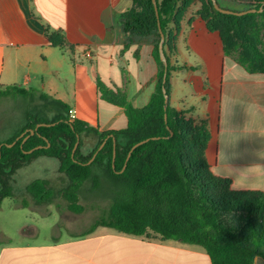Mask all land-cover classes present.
Listing matches in <instances>:
<instances>
[{"label": "crops", "instance_id": "crops-1", "mask_svg": "<svg viewBox=\"0 0 264 264\" xmlns=\"http://www.w3.org/2000/svg\"><path fill=\"white\" fill-rule=\"evenodd\" d=\"M132 6V0H0V90L15 86L44 103L57 99L100 132L126 129L125 107L105 100L98 80L139 109L156 90L154 38L128 44L123 30L122 16ZM201 8L202 0H194L178 27H170L171 46L164 50L173 66L187 67L171 75L170 106L206 125L205 157L214 176L230 180L234 191L263 193L264 73L251 74L225 55L220 34L209 31ZM51 35L64 36L66 44L54 47ZM63 77L67 83L74 79L72 96L57 93ZM84 77L96 92L93 117L82 111L89 104ZM22 228L15 236L32 240L15 243L0 229V264H213L203 247L153 234L97 229L87 237L41 243L34 240L36 229ZM254 264L264 259L256 257Z\"/></svg>", "mask_w": 264, "mask_h": 264}, {"label": "trees", "instance_id": "trees-1", "mask_svg": "<svg viewBox=\"0 0 264 264\" xmlns=\"http://www.w3.org/2000/svg\"><path fill=\"white\" fill-rule=\"evenodd\" d=\"M227 1L243 7L232 10L235 12L258 11L244 16L226 15L218 12L211 0H202L201 17L209 31L220 34L227 57L251 74L264 73V0ZM132 2L122 16L127 42L153 37V54L159 64L158 83L149 104L135 108L127 102L125 93L115 95L98 80L103 98L125 107L126 129L100 132L78 120L70 122L69 109L59 102L63 112L45 121L54 125L40 127L25 142V137L11 140L7 144L16 141L12 147L0 142V209L4 199L14 197L11 183L19 170L40 157L54 158L59 162V171L68 178L62 197L73 213L84 209L79 204L83 185L91 182L95 188L99 186L98 172L113 185L110 208L80 237L91 235L99 227L136 237L153 234L164 241L203 247L213 264H254L256 257L264 259V192H237L230 180L214 176L205 157L210 139L206 125L187 118L170 103L165 109L163 89L169 95L172 73L187 67L173 66L166 50L168 67H164L158 23L166 37L164 47H170L171 25L178 27L180 16L194 0H157L159 17L153 0ZM217 2L221 8L231 10ZM47 37L54 47L66 44L62 35ZM27 94L24 89L10 86L0 90V99ZM27 128L35 130V122H28ZM84 136L96 140L87 155L82 154ZM78 137L79 146L73 155ZM145 140L149 141L135 149L127 161L131 149ZM39 146L47 148L25 153ZM27 191L40 204L49 203L55 194L43 179L33 181Z\"/></svg>", "mask_w": 264, "mask_h": 264}, {"label": "rangeland", "instance_id": "rangeland-1", "mask_svg": "<svg viewBox=\"0 0 264 264\" xmlns=\"http://www.w3.org/2000/svg\"><path fill=\"white\" fill-rule=\"evenodd\" d=\"M222 7H228L232 10H240L243 7L228 5V2L219 0ZM58 84L57 93L62 97L73 95L74 79ZM72 79V80H71ZM82 79V78H81ZM88 92L85 94L89 104L84 111L88 117H93L96 108V99L91 79L84 77L82 79ZM90 85V86H89ZM72 87V88H71ZM99 97L101 95L97 92ZM79 98L83 93L78 94ZM46 102L39 101L36 94H27L25 96L15 95L12 97L0 99V142L5 145L13 139H19L28 130V122L36 124H46L45 121L53 119L63 108L60 101ZM99 112L100 109H99ZM15 141V142H16ZM96 140L92 136H84L82 139V154L87 155L94 148ZM100 184L97 188L91 182L83 185L79 194V204L83 206L81 213H73L68 209L67 202L62 197V190L68 186V178L59 171V162L57 159L49 157H40L32 163L26 165L14 176L12 189L14 197L4 199L0 210V229L5 230L14 239L15 243H20L24 238L15 236L19 227L25 232L36 229L38 239L41 243L52 242L55 239H71L80 237V234L90 228L92 223L98 219L104 211L110 208L113 199V185L109 179L98 172ZM47 180L49 186L54 189L55 194L49 203H38L27 191V187L35 180ZM99 231L113 232L117 231L105 227H99Z\"/></svg>", "mask_w": 264, "mask_h": 264}, {"label": "water", "instance_id": "water-1", "mask_svg": "<svg viewBox=\"0 0 264 264\" xmlns=\"http://www.w3.org/2000/svg\"><path fill=\"white\" fill-rule=\"evenodd\" d=\"M211 1H212L213 5H214V8H215L218 12H220V13H222V14H226V15L244 16V15H246V14H249V13H256V12L258 11V10H256V9H251V10H246V11H241V12H235V11H232V10H227V9H223V8H221V7L218 5L217 0H211ZM153 4H154V7H155L156 15H157V17H159L157 0H153ZM263 7H264V6H263ZM263 7L259 10V12H262V11H263ZM158 26H159L160 35H161V40H160V43H159L160 60H161V62L164 64V67L167 69V67H168V62H167V58H166V54H165V50H164V46H165V42H166V37H165V35H164V33H163L162 29H161L160 22L158 23ZM166 78H167V74H165V76H164V83L166 82ZM163 93H164V97H165V109H167V108H168V105H169V95L167 94V92H166L165 89H163ZM166 118H167V116H166ZM52 125H54V124H52ZM52 125H51V124H40V125L36 126L35 130H28V131H27L26 133H24L20 138L25 137L24 140H23V142H25L30 136L35 135L36 131H37L40 127H50V126H52ZM27 133H29V135L25 136ZM20 138H19V139H20ZM19 139H17V141H18ZM114 141H115V139H114ZM148 141H149V140H145V141H142V142L136 144V145L131 149V151H130V153H129V155H128L127 161L130 160L131 155H132V153H133V151H134L135 149H137L139 146L143 145L144 143H146V142H148ZM15 143H16V142H14V143L11 144V145H7V146H8V147H12L13 145H15ZM105 143H106V142H104V143L100 146L99 150H101V149L104 147ZM78 146H79V137H78V142L76 143L75 148H74V150H73V155L75 154V152H76ZM43 148H47V147L39 146V147H36V148H34V149H32V150H30V151H28V152H25V153H29V154H31V153H33L34 151L39 150V149H43ZM114 154H115V151H114ZM95 156H96V155H95ZM95 156H94V158H95ZM94 158H93V159H94ZM126 167H127V164L125 165L124 169H125Z\"/></svg>", "mask_w": 264, "mask_h": 264}, {"label": "built area", "instance_id": "built-area-1", "mask_svg": "<svg viewBox=\"0 0 264 264\" xmlns=\"http://www.w3.org/2000/svg\"><path fill=\"white\" fill-rule=\"evenodd\" d=\"M68 119H69L70 122H74V121L77 120V112H76V110H69Z\"/></svg>", "mask_w": 264, "mask_h": 264}]
</instances>
